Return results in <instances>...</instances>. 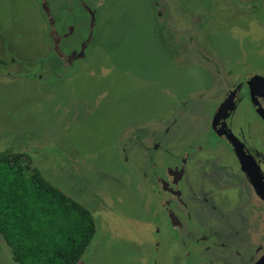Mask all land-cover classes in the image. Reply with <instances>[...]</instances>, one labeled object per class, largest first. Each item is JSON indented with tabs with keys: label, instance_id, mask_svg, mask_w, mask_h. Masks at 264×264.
Listing matches in <instances>:
<instances>
[{
	"label": "rangeland",
	"instance_id": "374dc122",
	"mask_svg": "<svg viewBox=\"0 0 264 264\" xmlns=\"http://www.w3.org/2000/svg\"><path fill=\"white\" fill-rule=\"evenodd\" d=\"M252 73L264 75V0H0V151L27 155L91 211L97 232L79 264H151L155 241L176 232L137 142L165 134L154 158L165 166L196 144L207 146L193 157L230 160L210 114L221 76ZM202 162H190L191 188L212 169ZM242 199L262 242L264 208ZM242 228L253 241L252 223ZM0 247V264H15L1 235Z\"/></svg>",
	"mask_w": 264,
	"mask_h": 264
},
{
	"label": "flooded vegetation",
	"instance_id": "af4514ba",
	"mask_svg": "<svg viewBox=\"0 0 264 264\" xmlns=\"http://www.w3.org/2000/svg\"><path fill=\"white\" fill-rule=\"evenodd\" d=\"M255 76L264 78L260 73L247 74L244 79L237 77L233 81L221 76L223 96L210 114L209 129L216 142L225 145L230 160L223 161L222 154L213 151L193 157L207 146L196 144L165 166L162 161L154 160L155 154L163 149L159 141H163L165 134L156 129L154 142L158 145L152 143L148 147L144 142H137L148 152V172L143 174V180L154 185L151 195L157 197L160 215L176 232L174 237L168 236L171 240L164 245L155 241L157 255L152 256L151 264H258L264 257V235L260 242L259 219L249 220L241 203L246 193L264 208V82L250 85ZM253 119L262 127L259 132L253 130ZM164 128L169 129L168 126ZM122 154L126 156L124 148ZM125 158L128 161L127 156ZM191 161H203L212 168L208 177L200 178L203 182L195 189L188 183ZM160 164L162 176L161 170L157 172ZM240 180L242 187L234 183ZM250 223L254 229L251 235L257 236L252 241L245 233L248 240L242 241V226L248 231ZM207 229L209 234L200 233Z\"/></svg>",
	"mask_w": 264,
	"mask_h": 264
},
{
	"label": "trees",
	"instance_id": "16d2710c",
	"mask_svg": "<svg viewBox=\"0 0 264 264\" xmlns=\"http://www.w3.org/2000/svg\"><path fill=\"white\" fill-rule=\"evenodd\" d=\"M96 232L91 211L27 155L0 151V235L15 264H79Z\"/></svg>",
	"mask_w": 264,
	"mask_h": 264
},
{
	"label": "water",
	"instance_id": "95a60500",
	"mask_svg": "<svg viewBox=\"0 0 264 264\" xmlns=\"http://www.w3.org/2000/svg\"><path fill=\"white\" fill-rule=\"evenodd\" d=\"M264 82V78L263 77H260V76H255L253 77L251 80H250V85L253 83H257V82ZM258 264H264V257L260 260V262Z\"/></svg>",
	"mask_w": 264,
	"mask_h": 264
}]
</instances>
